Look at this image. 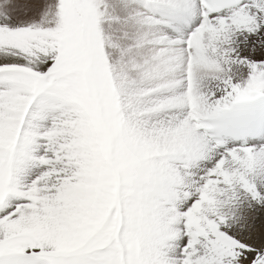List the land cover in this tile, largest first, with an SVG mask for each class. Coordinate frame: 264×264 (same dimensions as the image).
<instances>
[{"label": "snow or ice", "instance_id": "6c2138e0", "mask_svg": "<svg viewBox=\"0 0 264 264\" xmlns=\"http://www.w3.org/2000/svg\"><path fill=\"white\" fill-rule=\"evenodd\" d=\"M0 264H264V0H0Z\"/></svg>", "mask_w": 264, "mask_h": 264}]
</instances>
